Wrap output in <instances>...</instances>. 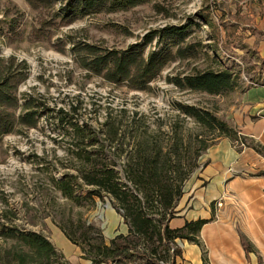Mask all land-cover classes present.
<instances>
[{
  "label": "trees",
  "instance_id": "16d2710c",
  "mask_svg": "<svg viewBox=\"0 0 264 264\" xmlns=\"http://www.w3.org/2000/svg\"><path fill=\"white\" fill-rule=\"evenodd\" d=\"M151 1L154 0H63L55 16L72 21L78 16L129 9ZM196 16L210 28L211 43L205 45L191 39V26L199 27L192 19L185 24L153 29L140 42L120 49L70 40L72 58L90 75L136 91L147 89L172 62L201 55L214 65L202 69L194 66L192 71L167 80L179 89L223 95L241 85L245 71L251 86H264V57L257 49L264 42V31H259V37L248 47L246 37L241 35L242 16H234L226 42L232 51L250 50L252 57L260 59L246 63L243 69L238 63H228L220 53L211 19L199 12ZM153 39L154 48L145 52V46ZM207 48L213 52L212 57ZM25 68V63L15 62L12 56L0 57V140L16 126L36 127L39 118L44 117L69 142L65 155L58 158L62 171L57 179L51 178L65 200L57 208L56 221L63 235L81 249L82 258L90 264H174V257L180 253L175 240L197 243L198 232L207 220L185 221L179 228H170L169 221L175 217L185 182L199 167L200 151L204 152L215 141L200 139L196 156L191 157L193 161L184 163L185 159L182 161L177 154L178 144L163 147L136 112L120 116L108 111L95 126L83 119L79 102L54 109L31 96H24L21 101L16 91ZM176 107L208 131H217V137L237 139L236 132L209 111L193 105ZM120 111L125 113V109ZM257 175H264V171ZM105 198L127 226L126 234H117L108 243L99 227L84 220L80 213L73 214V207L92 209L96 199ZM14 217L12 209L0 211V264H68L45 234L19 228L13 223ZM243 246L249 250L244 241Z\"/></svg>",
  "mask_w": 264,
  "mask_h": 264
},
{
  "label": "rangeland",
  "instance_id": "374dc122",
  "mask_svg": "<svg viewBox=\"0 0 264 264\" xmlns=\"http://www.w3.org/2000/svg\"><path fill=\"white\" fill-rule=\"evenodd\" d=\"M62 1L0 0V57L12 56L15 62H23L27 67L16 91L21 101L22 97L31 96L36 102L54 109L79 102L83 119L95 126L108 111L120 116L136 112L163 147L174 142L178 144L177 154L182 161L185 159L184 163L193 161L191 157L196 156L200 139L216 142L219 137L217 131H208L181 113L176 104L193 105L224 121L236 132L237 139L231 141L235 149L260 147L247 135L246 127L249 120L264 117V86H251L245 71L241 75V85L223 95L179 89L167 80L192 71L194 66L202 69L214 65L201 55L197 59L172 62L144 91L130 90L124 85L109 84L79 68L72 58L70 40L120 49L140 42L153 29L185 24L193 19L199 27L191 26V39L206 45L212 42L210 28L196 16L199 12L211 19L220 53L228 63L233 61L244 69L246 63L260 59L252 57L250 50L248 53L232 51V46L226 42V33L234 16L239 14L244 29L241 35L246 37L245 43L250 47L259 37V31H264V0H154L129 9L78 16L72 21L55 16ZM154 44L155 39L145 46V52L153 49ZM261 49L260 56L264 47ZM207 51L210 57L214 55L210 49ZM121 109H125V113ZM68 146L66 138L44 117L39 118L36 127L16 126L12 133L2 137L0 211L12 209L16 226L45 234L68 264H86L89 260L82 258L81 249L69 242L56 225L57 208L65 200L54 188L51 178L59 177L62 171L59 159ZM200 153L199 167L204 152ZM75 213L99 227L106 243L127 231L126 224L107 198L96 199L92 209L73 207ZM59 233L67 244L58 239Z\"/></svg>",
  "mask_w": 264,
  "mask_h": 264
},
{
  "label": "crops",
  "instance_id": "0c3cea01",
  "mask_svg": "<svg viewBox=\"0 0 264 264\" xmlns=\"http://www.w3.org/2000/svg\"><path fill=\"white\" fill-rule=\"evenodd\" d=\"M260 44L264 47V42ZM261 54L264 57V51ZM246 128L259 151L252 147L239 151L229 138H219L204 151L199 169L185 182L169 227L197 219L207 222L197 243L175 240L180 253L174 264H264V175H257L264 171V117L249 120ZM219 200L222 205L217 207ZM57 237L66 243L61 233Z\"/></svg>",
  "mask_w": 264,
  "mask_h": 264
},
{
  "label": "built area",
  "instance_id": "2783aa9c",
  "mask_svg": "<svg viewBox=\"0 0 264 264\" xmlns=\"http://www.w3.org/2000/svg\"><path fill=\"white\" fill-rule=\"evenodd\" d=\"M221 205H222V201L221 200H219V201L216 202V206L217 207H220Z\"/></svg>",
  "mask_w": 264,
  "mask_h": 264
}]
</instances>
